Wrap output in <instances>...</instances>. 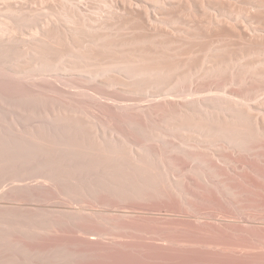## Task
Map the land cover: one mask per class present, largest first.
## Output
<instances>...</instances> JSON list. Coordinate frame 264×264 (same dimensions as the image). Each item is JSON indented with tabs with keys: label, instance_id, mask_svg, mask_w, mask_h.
<instances>
[{
	"label": "bare ground",
	"instance_id": "obj_1",
	"mask_svg": "<svg viewBox=\"0 0 264 264\" xmlns=\"http://www.w3.org/2000/svg\"><path fill=\"white\" fill-rule=\"evenodd\" d=\"M148 1L150 2V0H148ZM166 1H167L169 6L165 7V10H170L171 13L175 12L177 9H190L192 7H197L200 11V9L203 8L202 2L196 3V1H194V0H165V2ZM257 1L262 6L258 5V4L256 5V3H255V5L253 7V9H255V12L248 14V17H251V19H252V20L249 19V22L250 21L253 22L256 20L260 21V20L264 19V11L261 10L264 7V0H257ZM28 2H30V1H28ZM192 2H193V4H191ZM221 5H223V4L217 3V6H219V8L222 7ZM13 7L12 6H10V7L5 6L7 11H2V9L0 8L1 9L0 11L7 14L6 16L8 18L7 22L5 20V23H4L6 25H4V27L1 26V28H0V52L3 51L5 53V54L3 53L4 55L2 53L0 55H3V57L5 55H8V54L12 55V53H14L12 50L17 49V48H15V45H17V44H15L16 41L14 40V38L16 36L13 39H11V38L17 32H19L21 26L24 25L26 21H28L27 18L21 16L22 13L18 11L19 9L17 10V7H16V9H15V7L14 8ZM110 7H113V6L110 5ZM223 9H225V8H223ZM226 9H228V8H226ZM3 10H5V9H3ZM124 10H125V8H124ZM126 10L124 12L120 13L117 10H115V7H114V11L112 14L109 13L108 15L104 16L101 19L97 18L98 20H96L94 18V20H96V22H94V20L92 19L93 17L91 18L89 16L87 17V16L83 15L76 8L75 9L72 8L67 1H64L60 4L58 3L57 6L55 7V13H56L55 17L58 18V20L60 22H62V26H58V24L56 23L58 20H56V18H54L52 20L49 19V21L51 23H49V21H45L43 26L41 25L42 26L41 32H39V33L36 32V34L38 33L37 36H39L37 38L39 42L34 44L33 47H30L29 45H27L28 47H26V49L28 48L29 50H26L23 47L26 50L25 51L26 55L32 54L33 58L32 57L29 58L31 60L30 61L31 63L29 62V64H32V65L34 64V65L39 66L38 67L39 69L37 68L38 69L37 73L39 70L43 71L44 73L42 72L43 74H41V77L44 80L58 79V80L66 81V82H79V83L83 84L85 86V88L87 87L86 89L90 90L91 92H96L98 90H100V91L101 90H108L107 92L112 91L114 94L115 93H121V94H126V95L130 94L131 95V94H138L139 92H141L143 90L144 91L145 90H151L152 88H153L152 90H154V89H156V87L161 86L158 88H162L163 90L162 89H156L158 92L155 90L154 93L152 91L151 92L146 91V93H148V95L147 94L146 95L152 99H154L153 97H157L158 99H160V100L154 99L153 102L155 104L154 103L153 104L157 107L160 106V107L164 108V111L166 112V120H163V119L162 120L166 121L165 125H166L168 132H169V136L171 138L168 135L166 136L164 134L166 136L164 138V140H168V137L170 139H172L173 136L176 135L175 132H177V131L184 134L185 131L182 130L183 131L182 132L179 130H181L183 128L185 130V127H194V128H197V133L199 132L201 135H204L205 137L206 136L207 137L208 136L216 137L215 140L217 142H220V143H218L219 144L218 147L217 146L211 147V148L217 147V149L215 148L216 151L211 152V153L205 152V154H203V155H202V153L206 150H204L201 153L203 148H200L198 146H197V150H199V148L201 149V151H200L201 154H199V155L196 153H192L193 146L189 147V148H183L186 145V143L184 144V146H183V144H181V146H179V145L177 146V144L173 145L172 142L175 140L174 141V143H175L177 138L172 140V141L171 140L166 141V142L162 141L157 145L155 144V146H147L148 144L143 145V144H141L143 142L139 143L138 141H136L138 139L140 141V139H141L140 137L142 135L140 137L137 135V137H139V138L134 140L135 137H134V139H131L132 137H129L128 135H126V133L124 134L123 132H117L118 134H116V137H113V136H115V133L113 132L114 135L113 134L109 135V133H111L112 131L111 130L106 131L103 128L106 126L102 127L103 128L102 132H104V131L108 132L107 135L109 137L106 136V134H104V133L102 135L101 134L99 135V133H97L98 131L96 132L94 130L97 127V125H95V124L98 122H95L94 119L92 120L90 117V120H92V122L94 121V125H95V127H94V125L91 124L93 126V128H92V126H88L90 124L87 125L83 121L85 116H87V117L84 120L88 121V119H89L88 115H86V114L84 116H82V114L85 113L84 111L82 112V110H81L80 114L82 113L81 114L82 118H80L81 116H80V114L78 115L79 112L77 110L76 111L73 110L74 112H72L71 109H69L70 110L69 114H67V112L65 110L62 111L59 109L55 110L56 111L55 112L54 108L57 109L56 108L57 106L54 108H51V109H53L54 113H56V114H52L53 115L52 119L50 118L52 116L51 113H50V117H49V115L46 117L48 112H46V110L42 109L43 112H45L46 114L44 115L42 113L40 115V117L39 116L38 117L41 119V117L44 115L45 117L43 118V120H46V122L48 121V117H49V121L47 122V124L45 123V125H43L44 121L43 122L41 121L42 125L40 124L41 126H38L40 120L37 116H36L37 120H39L38 124H35L36 127L38 126L37 128L33 124V126L35 127L34 129H32L33 127H29L30 129L28 130V129H25V128H27V127H25V128H23V129H25L23 132L21 128H18V126H17L18 124L17 125H10L11 128L13 126H17L15 128H18V130L21 129V130H19V132H17L18 131L17 129H16L17 131L13 130L17 133V134H14L15 133L14 132L12 134L13 137L11 136V133L7 129V128H9V126L5 129H7V132L10 134H8L6 132V130H4L2 127H0V171L3 168H4L3 170H5V168H6L7 171H5V172L10 174L9 171L13 170L15 172V169L19 166H20V168L23 167L21 169H24V167H25V169L27 167H28V169H30L31 167H29V166H33V167H36V171L38 169V171L40 172L39 177H36V179L41 178V181H39V182L35 181L34 184L33 183H27L26 185H22V186L20 185L21 188H18V186H17V189L19 191L15 192V193L14 192L11 193L10 191L6 190V192L4 194L6 197V200L9 197L10 198H16L17 196L15 194H17V193H21V194L23 192H24L23 194H30L33 192L37 193L38 191H36V190L39 188L40 193L42 191L43 192H49L50 193L49 196L52 195L51 193H53V194L55 193L54 195L56 197H59V198L64 197V198L69 199V198L73 197V199L76 200L77 198L81 199V197H83V196L85 197V198L83 197L84 199H86V198L88 199L91 197V198L96 199V201H99L103 206L105 205V207H107L106 210H108V208L112 209L111 213L110 212L104 213L105 209L102 211L100 209L101 212H99L98 210L100 207L98 208V210L96 209L99 213L95 210H92L93 211L92 213H87V212L84 213L82 209L78 210V208H77V210H78L77 211L75 208L76 211H73L74 209L72 210L69 208L72 211H66V209H65V212H62V213L60 212L59 214L58 213L57 214H50L51 212L49 214H46L42 211H38L37 209H34V206H33V208H31L32 206H30V205H29L30 208H29V206L27 207L28 203L26 205L27 208L26 207L23 208L24 206H21L20 204H18V205H20V207H22V208H20L19 206L16 207L17 205L16 206L14 205V207H12L13 204L10 205L11 207L6 208V207H2L3 205L0 203L2 205L0 208V264H81L82 262L81 263L78 262L79 261L78 256L84 257V255L86 254L85 253L86 250L84 247H86L89 252H90V250H91V252L95 251L98 248H103V250H104V248L111 249L112 247H114L115 245H118L119 243L117 244V241L115 244H114V242H109L111 240L108 241L107 238H106V241H108V242H104L105 241L104 239L107 235H111V236L115 235L116 230L118 232H123V233H125L126 231L129 232V230L131 229L130 227H135V224L137 225L136 227L138 228L140 225L142 226V225H144L146 223H150V222H153V223L157 222V223H161L163 225V229H161V227H160V229L158 231L152 230V233H154V234H156V232H157V235L159 236V240L162 241V244L159 245V247L161 246L163 248H167V245H169V244L174 245V246L175 245L182 246L181 243H184V246L186 245L185 244L186 242H183L179 238L177 239V236L175 238H171L172 232H171V234L167 235L166 231L164 230L165 226H167L168 228H171V226H173L174 228L177 227V229H180V230H183L182 228H184L187 230L186 232H188L190 230L192 234L200 235V237L201 236L205 237L206 234L205 235H203V234L206 232H210L211 235L213 236V238H215L214 240L211 239L212 241H208V242H200V241L196 242L195 241V244H194V246H196L198 248H202V249L205 248L208 251H209V249L210 250L211 249L219 250L222 248H224V250H225V248L229 247V249H230V247H231L230 250L235 251V253H237V254H240V255L243 254L244 255L245 251H247V247H252L255 249L260 248L259 246H249V244L246 243V236L247 235H250V237L252 235L255 236V234H253V233H256L257 235L259 234V236L264 235V217H263L264 215L263 216L261 215V217L258 216L259 214H257V216L256 215L244 216L242 214H246V213H243V212L241 213V212H239V210L237 211L233 207L235 204L242 201V199H240V198H243V197H241V194H243V193H240L239 187H237L234 184V182H236V180H238V181L239 180H245L246 179V177L244 178L245 175L248 174V176H249V174H252V176H253V174H254L256 176V177L255 176L252 177V178L255 177L254 178V180H255L254 184L250 183L249 185H251V187L256 188L258 190H264V152H262V150H260V149H264V117H262L264 115L260 114L261 112L260 113L257 112V113H255L257 115H255L253 113L254 110L251 107V105L243 104L241 102V100H240V102H241L240 103L238 101V98L236 97V94H238L237 92H238L239 88L237 89V92H235L234 90H235V88H237L236 86H240L241 87L240 89H243L245 91L256 89L257 87H259V85L261 86V84H259V83H263L262 86H264V58L263 59L260 58V61L254 62V61H256V59H255L256 57H255L254 61L253 60L250 61L251 64H248V66L246 64L250 63V62H247L245 64L242 61L241 63L245 64L246 66L241 65V67H240L239 66V64H240L239 63L240 62L239 57L237 58L239 60H237V59L235 60V58L233 60V59H231V57L227 56L229 58V60L225 59L224 60L225 62L224 61H218V59L216 61L212 60L213 63L210 62L208 64L210 66H208L205 69L204 68L199 69L200 71H202V73L197 74L195 72L197 75L192 76L191 72L189 73V71H188V74H186V72H185L186 70L191 69L189 67H188V69H186V65H185L186 59L185 58L187 56L190 57L192 54H197V51H198V53L200 52L199 55L200 54L201 55L202 54L208 55L211 52L214 53V51H212V46H213L212 42L211 43L209 42L210 44H208V42H207L206 47L204 46L206 44H203L204 47L203 46L196 47L195 44H192V42H190L191 39L188 36H181L182 37L181 40L183 42H186L187 45H188V43H191L192 45L190 44L191 45V46L189 45L190 47L189 46L186 47L184 45V43L182 42L183 43L182 45H184L188 49H186L184 51L182 50L181 52L176 53V55H175L176 60H174L175 57H173L171 59L164 58L162 61V59H161L162 55H161V57L159 58L160 61L157 60L154 62V60H153V62H154L153 63L151 61L152 60L151 58H149L151 60L146 59V57L144 59V56H142L143 55L142 53H138L137 55L133 54L135 56L134 57L131 53L128 56L127 55L129 53L128 52L127 54L123 53L124 56H122L123 54L122 55L120 54V53H122V51L121 52L119 51V55H118L117 54L118 50L115 51L116 48L119 49L118 48L119 46L123 47L125 45H126L125 47L127 48V45L131 43V42L127 43L128 42L127 40H129V41H132V39L137 40V42L139 43L138 45L143 46V45H146L144 43H147V42L149 43L152 38L154 40V38H156V37L158 38L159 36L162 37L163 35H165V33L163 34L161 31L162 28H160V27H162V26H160V27L157 26V20H158V18H156L157 16L152 15L148 10L145 9L146 11L144 10V12H143L142 11L143 9H142L141 13L138 10L133 11L134 9H132V10L128 9L127 11ZM228 12H229V10H228ZM200 13H201V11H200ZM25 14H26V12H25ZM245 14H247V13H245ZM226 19L221 20V19H218L217 17H214V18L210 17L209 20L206 21L208 23L209 28H211L210 30L213 31L212 33H217V34H214L215 36H217V35L219 36L220 34H223L222 31H224L225 33L227 32L226 35L229 34L232 37L236 36L239 39L244 38L250 42L258 41L259 39L264 40V27L263 26H260V25L259 26H252L251 24L250 25L246 24L243 21L239 22V19H235V20H237L236 22H232V20H230V19L226 20ZM31 20H32V18H31ZM263 24H264V22H263ZM105 29H106V31L107 30L113 31L112 33L110 31L111 36H109L108 34H105V35H102L100 33L98 34V32L102 33V31ZM120 30L121 31L126 30L125 32H128V33H129V31H131L130 35L128 34L129 36L127 37V38L130 37V38L127 39L126 37H124V38H126V39H124L123 37H121L122 35L119 36V35H116V33H114V32H118ZM163 30H165L164 27H163ZM139 32L143 36L142 35H141V37L136 36V33L138 34ZM170 32L168 35H171ZM20 33H22V32H20ZM89 33H93V35H91ZM132 33H134L135 37H137V38H135V39L132 38L131 37V36H133ZM106 35H108V36H106ZM226 35H225V37H226ZM119 37L121 39L123 38V41H125V42H123ZM84 38L92 39L94 47H92L93 50L91 49L89 51H85V52H83V54H88V55L93 56V57L85 58V59H73L72 58L73 60L69 58L70 62H67L66 60H68V58L65 59V56L72 55L75 53V52H73L74 51L73 47L74 48L76 47V49H78V48L80 49L82 47L85 48L87 46L82 41ZM107 38H109V40ZM113 38H118V40H120L122 42L120 43L118 40H113ZM192 40H193V38H192ZM64 42H65V44H64ZM69 43H71L70 44L71 47L69 46L71 52H68V50H67V49H69L68 47H66V49H62V51L60 49H58V45L61 46V44H63L64 46H67V45H69ZM91 43L92 42H90V44ZM135 43L136 42H134V44ZM257 43H259V44H257ZM149 44H147V45H149ZM255 44L256 45H262L264 48V41L256 42V43L254 42L253 46ZM18 45H20V44H18ZM24 45H26V44H23V46ZM250 45L251 44H249V46ZM256 45H255V47H256ZM13 46H14V48H12ZM55 47H57V48H55ZM158 47L161 48V46H158ZM259 47H258L259 50L257 49L256 51L254 48H251V49H254V51L249 52L247 55H249L250 53L262 54V52L260 50L262 47H260V48ZM18 48H20V47H18ZM61 48H63V46H61ZM130 48L132 49L131 46H130ZM56 49H58V50L55 51ZM131 49H129V51H131ZM154 49H156V48H154ZM64 50H66V51H64ZM133 50H134V48H133ZM149 50H151V49H149ZM123 51H124V48H123ZM134 51L136 52L137 50H134ZM19 52H20V50H19ZM19 52H18V55H17V52L14 55L19 56V54L22 51L20 53ZM138 52H141V51H138ZM156 53H157V51H156ZM245 53H246V51H245ZM22 54H24V51L22 52ZM22 54H20V56ZM164 54H165V52H164ZM241 54H243V53H241ZM116 55H118V56L121 55V57L119 58ZM159 55H160V53H159ZM51 56L52 57L56 56V57L51 58ZM241 56H243V55H241ZM149 57H151V56H149ZM153 57H155V56H153ZM165 57H167V56H165ZM258 58H257V60H258ZM10 59L7 58L6 59L7 62H10V61L13 62V60H10ZM194 59L196 61L193 60V62L195 61V63H193V64L196 65L198 63L197 66L199 64L204 63V60L201 58H198V60L196 58H194ZM188 60H187V62H188ZM210 60H211V58H210ZM4 61L5 60H3L2 62H4ZM28 61H27V63H28ZM7 62H6V65L8 64ZM22 62H23V60H22ZM15 64L12 66L14 68V70L16 69ZM60 65H61V67H60ZM195 65H193V68ZM7 66H9V65H7ZM17 66L18 65L16 64V67ZM190 66H191V64H190ZM9 67L11 68V66H9ZM22 67L19 66V68H22ZM35 67L36 66H34L32 69L34 70ZM3 68H4V66H3ZM10 68L8 70H11ZM13 68H12V70H13ZM24 68H25V66L21 70H24ZM115 68H121L122 69L121 71L122 72L124 71L123 74L125 72H127L128 74L123 75L125 77H121L120 75L122 74V72L119 75H118V73H116L117 75H114L113 73L108 72L110 70H115ZM198 68H200V67H198ZM198 68H195V69H198ZM26 69H27V67H26ZM240 70L241 71L243 70V71L241 72ZM116 71H119V70L117 69ZM4 72H6V71H4ZM27 72H28V70H27ZM35 72H36V70H35ZM15 73H17V72H15ZM20 73H22V72H20ZM12 74H14V73H12ZM38 75H39V73H38ZM212 75L214 76V78L216 76V78H219L221 80L222 94H220V95L216 94L217 96H215V98H213V100L210 99L211 101H209V99H207V98L203 99L206 96H204V97L200 96V97H202V99L199 98L200 100H193L194 98H192V100H190L189 98L185 99L184 97H182L183 94L185 95V93H183L184 92L183 89L187 83L192 88V86H191L192 84H190V83H192V81H194L193 83H196L200 79H202L203 77L207 78L206 76H208L210 79ZM22 76L23 75H21L20 77H22ZM43 79H42V81H43ZM219 79L217 80L218 83H219ZM34 80L36 81V79H34ZM188 81H190V82H188ZM205 81H207V79ZM217 81H214L213 84L216 83ZM10 82H12V81L10 80ZM202 82H203V80H202ZM5 83L1 84V85H5ZM200 83L201 82L199 81V84ZM7 84H9V82ZM66 84H68V83H66ZM188 84H187V86H188ZM14 85H15V83H14ZM17 85L21 86V91H23L22 88L23 89H24V87H25V89L27 88V86L25 84L18 83ZM23 85H24V87H23ZM10 86H12V85H10ZM52 86H53V84H52ZM193 86H195V85L193 84ZM196 86H198V85H196ZM201 86H203V85H201ZM211 86L212 85H210V87ZM214 86L217 87L218 85L217 86L213 85V87ZM218 87L220 88V86H218ZM10 88L12 89V87H10ZM31 88H33V87H31ZM186 88H185V90H186ZM202 88L205 90L204 87H202ZM207 89L208 88H206V90ZM211 89L214 90L215 88H211ZM159 90H161V91L159 92ZM192 90H194V89H192ZM215 90H218V89L216 88ZM256 90H258V89H256ZM21 91H20V93H21ZM189 91L191 93L190 89H189ZM155 92H156V94H155ZM253 92H254V90H253ZM258 92H259V90H258ZM188 93L186 92L187 95H188ZM217 93H219V92H217ZM25 94H26V97L24 96V94L22 96V98L24 97L23 100L25 102H27L24 104V106H23V104L21 105L20 104L21 101L18 100V101H20L19 102L20 106H23L24 109H26L25 107H27L25 105H30V104L34 105V104H37L40 102V101L38 102L37 99L36 100L34 99V98H37V96L33 97V96L29 95L30 92H29V94L28 93H25ZM99 94H101V93H99ZM41 95H42V93H41ZM143 95H145V94H143ZM146 95H145V97H146ZM253 95L255 96L256 94H253ZM16 96H19V95L16 94ZM20 96H21V94H20ZM212 96H214V95H212ZM247 96H246V98L249 97V96L248 97ZM0 97H1V99L6 98V96L3 94L0 95ZM41 97H43V96H40V98ZM7 98H9V97H7ZM46 98H48V97H46ZM46 98H45V100H46ZM208 98H210V96ZM262 98L264 99V97H262ZM11 99L12 98L10 97V101H11ZM14 99L12 100V102H14ZM252 99L253 98H251V101H252ZM256 99H257V97H256ZM4 100H3V102H2V100H0L1 104L4 103ZM45 100H43L42 102H44ZM7 101H9V100H7ZM24 101H22V102H24ZM49 101H50V98H49ZM262 101L264 103V100H262ZM262 101H259V102H262ZM253 102L255 103V101H253ZM8 103H10V102H8ZM8 103H6V104L8 105ZM11 103H10V105H12ZM44 103L41 104V105H43V107L45 106ZM46 103H48V101ZM49 103H48V106H49ZM61 103H63V101ZM254 103H252V106ZM14 104H16V103H14ZM257 104H260V103H257ZM3 105L4 104H2V106ZM55 105H58V104H55ZM37 106L40 107V105H38V104L35 105V107H37ZM257 106H261V105H257ZM32 107H34V106H32ZM45 107H47V106H45ZM50 107H52L51 104H50ZM103 107H106V106H103ZM152 107H154V106H152ZM157 107H156V109H157ZM261 107H263V106H261ZM14 108H16V107H14ZM17 108L20 109L22 107L19 108L18 104H17ZM29 108H31V106ZM62 108L66 109V107H62ZM62 108H60V109H62ZM106 108H109V107L107 106ZM109 109H107L106 111L103 110L105 112V115H106V113H108L107 111ZM150 109H152V108H150ZM20 110L22 111L23 109H20ZM158 110H159V108H158ZM263 110H264V107H263ZM29 111L31 112V109ZM29 111H27V112L29 113ZM35 111L37 112V110H35ZM53 111H52V113H53ZM146 111H147V109H146ZM76 112H77V114H76ZM99 112H102V110L101 111L99 110ZM156 112H158V111H156ZM24 113H26V112H24ZM38 113L40 114V112H37L36 115ZM110 113H111V110H110ZM114 113H116V112H114ZM142 113H140V114H142ZM20 114H22V113H20ZM31 114L33 115V112H31ZM162 114H164V113L162 112ZM26 115H28V114L27 113L24 114V116H26ZM34 115H33V117H34ZM1 116H0V118H1ZM28 116L26 118H28ZM108 116H110V115H108ZM129 116H131V114H129ZM150 116L152 117V115H149V117ZM11 117H9V119ZM33 117L30 116L28 119H30V118L33 119ZM131 117H134V116H131ZM14 118H16V117H14ZM14 118L10 119V120H14ZM26 118H24V119H26ZM124 118H125V115H124ZM127 118H126V120H127ZM5 119L2 118L1 120L3 121ZM28 119H26V121H28ZM32 119L30 120V122L34 121ZM142 119L147 120L146 118H142ZM17 120L19 121L20 119L18 118ZM17 120H16V122H18ZM90 120H89V122L91 123ZM114 120H116V119H114ZM138 120H139V118H138ZM151 120H154V119H151ZM5 121H4L5 122L4 124L5 125L8 124L7 123L8 121L7 120H5ZM26 121H24V122L27 123ZM13 122L15 124V121H12V124H13ZM21 122H20V124H22ZM130 122H131V120H130ZM130 122L129 123L127 122V125L130 124ZM104 123H105V121H104ZM135 123H136V121H135ZM135 123H133V124H135ZM144 123H146V121ZM1 124L3 125V123H0V125ZM133 124L131 123V125H133ZM143 125H145V124H143ZM22 126H23V124H22ZM99 126H101V124ZM133 126L137 127V125H133ZM136 127H134V128H136ZM140 127L141 128H139V129H141V130L143 129L142 131H144L145 127H142V125ZM15 128H12V129H15ZM98 128H100V127H98ZM146 128H147V132H148L150 129H148L147 126H146ZM106 129H108V128H106ZM109 129H112V127L109 126ZM132 129H133V127H132ZM137 129H134V130L137 131ZM156 129H158V128H156ZM153 130H155V129H153ZM153 130H151V131H153ZM93 131L95 133H93ZM142 131H141V134H143V138H144L145 134H146V136L148 134H151L150 131L148 134L144 133V132H146V130L143 133H142ZM100 132H101V129H100ZM133 132H135V131H133ZM157 132L159 133L160 131H157ZM129 133L131 134V132H129ZM187 133H189V132H187ZM187 133H186V136L188 135ZM5 134L10 135L11 137H5L6 136ZM138 134H140V133H138ZM153 134H154V132L152 133V135ZM160 134H162V133L160 132ZM183 134H181V135H183ZM192 134L196 136V134H194L193 131L191 132V134L189 133V136ZM200 134H199V136H200ZM152 135H150V137ZM162 135H160V136H162ZM155 136H157V135L154 134V136L151 138H153V140H154L156 138ZM163 137H159V135L157 136V138H159V139L162 138V140H163ZM205 137H203V138L206 140L207 137L206 138ZM213 137H212V139H213ZM143 138H142V141H143ZM195 138L192 137L193 140ZM200 138L202 139V137H200ZM200 138H198V140ZM148 139H150V138L148 137ZM159 139L157 141H159ZM188 139H189V137H188ZM182 140L185 141L184 139H182ZM207 140H206V142H207ZM144 141H145V139H144ZM147 141H149V140H147ZM209 141H210V143L212 142V140L210 139L207 142L208 144H209ZM202 142H204L203 139H202ZM178 143H181V142H178ZM213 143H214V141H213ZM216 145H217V143H216ZM225 145H227V147ZM185 147H188V146H185ZM209 147H210V145H209ZM261 147H263V148H261ZM207 148H204V149H207ZM230 148H233L234 150L231 151ZM186 149L187 150L191 149L192 154L188 153L186 151ZM194 149H195V151H197L196 148H194ZM228 149H230L229 152L231 151V153L228 152L229 155L224 154L225 152H223V150L228 151ZM207 151H210V150L207 149ZM189 152H190V150H189ZM185 164H187V165H185ZM183 168H186V170L184 169L185 172L182 171ZM21 169H16V171L21 170ZM25 169H24V172H25ZM32 169H30L28 172L30 173L32 171ZM34 170H35V168H34ZM5 172H3V173H5ZM22 172L23 171H20V175ZM35 172L33 171L30 174H34ZM7 173H6V175H7ZM17 173H19V172L17 171L16 174ZM29 173L27 174V170H26L25 174L24 173L23 174L25 176H27V175H30ZM36 174H38V173L36 172ZM12 175L10 174V176H12ZM4 176L5 175H3L2 177H4ZM191 176H194V178H192ZM12 177H10V178H12ZM30 177H32V176L30 175ZM34 177H35V175H34ZM4 178H6V177H4ZM4 178H1V179L4 180ZM19 178H21V177L18 176V179ZM25 178L26 177H24V179H23L24 181L26 180ZM28 178H27V180H28ZM6 179L9 180L8 177ZM14 179H15V176H14ZM21 180L22 179H20V181ZM12 181H13V179H12ZM246 183H248V182H246ZM35 185H37V186H35ZM191 185L194 186V189L200 190L199 191V192H201V195L199 194L200 199L205 197L206 202H209V203L211 202L215 205L214 215L216 216L217 219L216 220L214 219L216 222H214L212 224L210 222L211 225L210 224L208 225L207 223L206 224H203V223L202 224H196V223H193V221L191 222L190 220H187L188 219L187 217H184V219H183L184 214H186L187 216L188 215H194V216L198 215L199 208L197 206V203H195V201L193 202V200L196 199V196L191 192L192 191L190 188ZM2 186H3V184H2ZM6 186L7 185H5V187ZM242 186H243V184H242ZM0 187H1V185H0ZM35 187H38V188L36 190H34ZM9 189H11V191H12L11 187ZM252 190L254 191V189H252ZM4 191H5V189H4ZM1 192H3V191L1 190L0 193ZM43 192L41 193V196H42ZM242 192H243V190H242ZM37 194L39 195V193H37ZM37 194H35L36 195L35 197H39V196H37ZM0 195H2V194H0ZM17 195H19V194H17ZM31 195L32 194H30V196L29 195L28 196L32 197ZM255 195H256V192H255ZM258 195L259 194H257V196ZM23 196L26 197L25 195H23ZM45 196H46V194H45ZM45 196H43V197H45ZM49 196H47V197H49ZM257 196L255 197V199L257 198ZM21 197L22 196H20V198ZM24 197L22 198V200L25 199ZM29 197H27V199ZM56 197H55V199L58 201V198H56ZM260 197H259V199H260ZM20 198H19V200H21ZM32 199H33V197H32ZM43 199H46V197ZM43 199L39 200V198L38 199L35 198L36 201L29 200L28 202H30V201L37 202V200H39L42 203V201L43 202L45 201ZM61 199L63 200V198H61ZM81 200H83V199H81ZM47 201L49 203V200H47ZM47 201H45V202H47ZM57 201H54V202H57ZM4 202H6V201H4ZM21 202L23 203V201H21ZM60 202H61V200H60ZM83 202H85V201H83ZM90 202L92 203L91 200L88 203H90ZM64 203H66V202H64ZM76 203H78V201ZM80 203H82V202H80ZM254 203L256 204V201H254ZM32 204H34V203H32ZM35 204L37 205V203H35ZM51 204H52V202H51ZM66 204L68 205L69 203L67 202ZM48 205L49 204H47L46 206L48 207ZM95 205H93V206H95ZM46 206H45V208H46ZM79 206H81V204ZM96 206H98V204ZM250 206L252 207V205H250ZM85 207L87 208V206H85ZM255 207H256V205L253 208L255 209ZM50 208L51 207L48 208L49 211H51ZM63 208L64 207H62V209ZM91 208H92V206H91ZM56 209H57V207H56ZM237 209H238V206H237ZM57 211H58V209H57ZM241 211H243V210H241ZM45 212H46V210H45ZM54 213H55V211H54ZM258 213H260V212H258ZM242 216H244V217H242ZM46 217L48 220H44V218H46ZM211 217H213V216H211ZM247 217L250 218L251 221H249L248 219H246V220L241 219V218H247ZM195 218L192 217V219H195ZM207 218H208V216H207ZM205 219L206 218H204V220ZM199 220H200L199 222H201L202 219H199ZM214 220H212V222ZM210 221H211V219H210ZM120 222L123 223L124 226L121 225ZM208 223H209V221H208ZM154 224H156V223H154ZM153 225H151V226L153 227ZM144 226H146V225H144ZM155 227L156 226H154V228ZM207 227H209V228H207ZM137 228H135V230H139ZM206 228L208 230H206ZM156 229H157V227H156ZM120 230H122V231H120ZM123 230H125V231H123ZM143 230L146 233L145 227ZM166 230H167V228H166ZM136 232H138V231H136ZM149 232H148V234H149ZM188 233H190V232H188ZM232 233L235 235H232ZM79 234L81 236L87 235L90 237H94L98 241L94 242L93 241L94 239L91 240V238H89L90 239L89 240L86 238H82ZM182 234H184V233L182 232ZM184 235H186V233ZM187 235H189V234H187ZM169 236H171V237H169ZM212 236H210L209 238H211ZM45 237H48L50 239L52 238V241H49L50 239L46 240ZM114 237H116V236H114ZM206 237H208V236H206ZM227 237H233L234 238L233 240L236 239V241L233 242L230 240L229 241L222 240L223 238H227ZM256 237L257 236H255V238ZM118 238H120V237H117L116 239H118ZM129 238L131 239V237H129ZM255 238L253 240H255ZM261 238H262V236H261ZM181 239H182V236H181ZM251 239L249 238V240H251ZM39 240L42 241L41 242L42 244H40V245L38 242ZM185 240L186 239H184V241ZM189 240L190 239H187L186 241L189 242ZM257 241L254 242V245H256V243L260 242V240H259V242H257ZM106 243H108V245H106ZM129 243L131 244V242L128 239V243L124 242V244H121L123 246V247L121 246V249L125 248V247L126 248L132 247V244L129 247V245H130ZM142 243H143V241H142ZM150 244H152V243H150ZM81 246L83 247L82 249L85 250L84 251L85 254H83V256L78 255V252H77V249L79 247L81 249ZM187 247L184 249H187ZM114 248H112V249H114ZM180 248L182 250V247H180ZM50 249H52L54 251L56 250V252L55 253H53V252L51 253L50 251L48 252L47 250H50ZM130 249H132V248H130ZM261 249L262 248H260V250ZM133 250H134V248H133ZM170 250H171V248H170ZM199 250L201 252V249H199ZM199 250H198V253H199ZM112 251H115V250H112ZM162 251H165V249ZM117 252L119 253V251H117ZM173 252H175V251H173ZM183 252L184 251H182V253ZM99 253H101V252H99ZM178 253H181V252H178ZM186 253H187V251H186ZM206 253H207V251H206ZM209 253H211V252H209ZM94 254H96V252H94ZM102 254H103V252H102ZM120 254H122V253L120 252ZM158 254H160V253H158ZM162 254H164V252ZM228 254H230V253H227V255ZM251 254H252V251H251ZM256 254H259V253L257 252ZM123 255H125V254L123 253ZM167 255H168V253H167ZM215 255H216V253H215ZM99 256H100V254H99ZM126 256H127V254H126ZM128 256H129V254H128ZM128 256L126 259H128ZM158 257H159V255H158ZM240 257H237V258L240 259ZM109 258L110 257H108V260H111ZM120 258H122V257H120ZM160 258H161V256H160ZM203 258H205V256H203ZM217 258H219V256ZM237 258H235V259H237ZM96 259L97 258L95 257L94 261H96ZM117 259H118V257H117ZM141 259H142V257H141ZM162 259H163V257H162ZM235 259H233V260H235ZM245 259H243V260H245ZM251 259H253V258H251ZM184 260H186V259H184ZM98 261H101V260H98ZM137 261H138V259H137ZM153 261H154V258H153ZM160 261H161V259H160ZM215 261H217V260H215ZM257 261H259V259ZM86 262H87V260H86ZM103 262H104V260H103ZM126 262H127V260H126ZM163 262H165V261H163ZM181 262H183V261H181ZM247 262H248V260H247ZM83 263H85V262L83 261ZM92 263H94V262L92 261ZM234 263H235V261H234ZM116 264H118V263H116Z\"/></svg>",
	"mask_w": 264,
	"mask_h": 264
},
{
	"label": "rangeland",
	"instance_id": "obj_2",
	"mask_svg": "<svg viewBox=\"0 0 264 264\" xmlns=\"http://www.w3.org/2000/svg\"><path fill=\"white\" fill-rule=\"evenodd\" d=\"M28 1H30V2H28ZM0 0V8L2 9V11H7L6 10V8H5V6H8V7H10V6H14L15 7V9H16V7H17V10L19 11V12H21L22 14H21V16L22 17H25V18H27L28 19V21H26L25 22V24L24 25H22L21 26V28H20V31L19 32H15L14 34V36H12V38L11 39H13L15 36V38H14V40L16 41L15 42V44H20V45H15V48H17V49H15V50H12L14 53H12V55H10V54H8V55H5L4 57H3V55L5 54L3 51L2 52H0V54L2 53H4L3 55H0V95H5L6 96V98H4V99H1V97H0V100H2V102H3V100H4V103H2V104H4L3 106H2V104H1V101H0V116H1V118H0V123H3V125L1 124L0 125V127H2L4 130H6V132H7V129H8V131L11 133V136H12V134L15 132V131H13V130H18V128H21L22 129V131L24 132V130L25 129H30L29 127H33L32 129H34L35 127H36V125L35 124H38V122H39V120H40V122H39V125L38 126H41L42 125V123H41V121L44 123L43 125H45V123L47 124V122L49 121V117H50V113H51V115L52 114H56V113H54V111L55 110H62V111H66L67 112V114H69V112H70V110L69 109H71V111L72 112H74V111H78L79 113H78V115L80 114V112H81V110H82V112L84 111L85 113H81L82 114V116H84L85 114L86 115H88V117H89V119H88V121H86V120H84V119H86V117L87 116H85V118L83 119V121L85 122V124H90V125H88V126H92V125H94V121L95 122H98V123H96L95 125H97V129L95 128L94 130L97 132V133H99V135L101 134H106V136H108L107 134H108V132H106L107 130H111L112 132L111 133H109V135H111V134H113V132L115 133V136H113V137H116V134H118L117 132H123L124 134L126 133V135H128L129 137H132L131 139H134V137H135V139L134 140H136L137 138H139L141 135V139H140V141H139V139L138 140H136V141H138L139 143H141V142H143V143H141V144H143V145H147V146H155V144L157 145V144H159L160 142H162V141H164V142H166V141H172V140H174V139H176V142L174 143V141L172 142V144L173 145H176L177 144V146L179 145V146H181V144H183V146H184V144L186 143V145L185 146H188V147H183V148H189V147H192L193 146V151H192V153H196V154H201L204 150H206V151H204L203 153H202V155L203 154H205V152H214V151H216V149H217V147H218V143H220V142H217L215 139H216V137H213V136H206L207 137V139L208 140H212V142L210 143V141H209V144L207 143L208 142V140H207V142H206V140L203 138V137H205L204 135H201L199 132L197 133V128H194V127H185V130H184V128L183 129H181V130H179V131H187V132H189L190 134H191V132L193 131L194 132V134H196V136L198 137V138H200V137H202V139H203V141L204 142H202V139L200 138L199 140H198V138L195 136V135H190L189 136V133H187L188 135L186 136V133L184 132V134L183 133H181V132H175L176 133V135L178 136H173V138L172 139H170L171 137L169 136V132H168V130H167V128H166V121H163V120H166V112L164 111V108H162V107H160V106H155L154 104V99L155 100H160V99H158L157 97H153L154 99H152V98H150V97H148L147 95H148V93H146V91H148V92H153L154 93V91L156 90V89H162V88H158V87H161V86H158V87H156V89H154V90H143V91H141V92H139L138 94H121V93H113L112 91L109 93V92H107L108 90H98V91H96V92H91L90 90H88V89H86L85 88V86L83 85V84H81V83H79V82H66V81H62V80H58V79H51V80H44L42 77H41V74H43L44 72L43 71H38V73H39V75H38V73H37V70L39 69L38 67L39 66H37V65H32V64H29V62L31 61L29 58H31L32 57V54L30 55V54H28V55H26L25 54V51L26 50H29L28 48L26 49V47H28L27 45H29L30 47H33V45L34 44H36L37 42H39L38 41V37L39 36H37L38 35V33L39 32H41V27L43 26V24L45 23V21H49V19H54V18H56L55 16V7L57 6V4L59 3H62V2H64V1H67L68 3H69V5L72 7V8H76L77 10H79L83 15H85V16H89V17H93L92 19L94 20V18L96 19V20H98V19H101V18H103L104 16H106V15H108L109 13L110 14H112L113 13V11H114V7H115V10H117L118 12H124L126 9L128 10H132V9H134L133 11H135V10H138L140 13H141V10L144 12V10L146 9V10H148L152 15H155V16H157L156 18H158V20H157V26H162V27H160V28H162V33L164 34L165 33V35H163L162 37L161 36H159L158 38L156 37V38H154V40H153V38L150 40V44L147 42V43H144V44H146V45H143V46H141V45H138L139 43L137 42V40H133L132 39V41H129V40H127L128 42L127 43H130V44H128L127 45V48L125 47V46H123V47H118L119 49H117L116 48V50L115 51H117L118 50V55H119V51L121 52L122 51V53H120L121 55L124 53V54H127L128 52V56H129V54L131 53L132 55L133 54H138V53H142L143 55L142 56H144V59H145V57H146V59H149V58H151V59H149V60H151L152 62H153V60H154V62L155 61H157V60H159V58L161 57V55H162V57H161V59H162V61H163V59L164 58H168V59H171V58H173V57H175V55H176V53H179V52H181L182 50L184 51V50H186V49H188V48H186L187 46H189L191 43H188V45H187V43L186 42H183L181 39H182V37L181 36H188L190 39H191V41L190 42H192V44H195L196 45V47H198V46H203V44H206V45H204L205 47L207 46V42H208V44H210L211 42H212V44H213V46H212V51H214V53L213 52H211L210 54H208V55H204V54H200L199 55V53H198V51H197V54H192L190 57H186L185 59H186V69H188V67L189 68H191V69H188V70H186L185 72H186V74H188V71H189V73L191 72V75L192 76H195V75H197V74H199V73H202V71H200L199 69H205V68H207L208 66H210V65H208L210 62L211 63H213L212 62V60H217L218 59V61H224L225 59L226 60H229V58L228 57H231V59H233L234 60V58H235V60L239 57V59H240V64H239V66L241 67V65H244V66H248V64H251V62L250 61H254V58L256 59V61H254V62H257V61H260V58H264V48H263V46L262 45H256V47L258 46H260V47H262L260 50H261V52H262V54H253V53H250L249 55H247L249 52H251V51H254V49H255V51L258 49V47L256 48L255 47V45L253 46V43L255 42H261V41H264V40H261V39H259L258 41H253V42H250V41H248L247 39H244V38H237L236 36H234V37H232L231 35H226V33L224 32V31H222L223 32V34H220L219 36L217 35V36H215L214 34H217V33H212L213 31L212 30H210L211 28H209V26H208V23L206 22V21H208L209 20V18L210 17H212V18H214V17H217L218 19H221V20H224V19H226V20H228V19H230V20H232V22H236L237 20H235V19H239V22L240 21H243L244 23H246V24H251L252 26H263L264 27V24H263V22H264V19L263 20H260V21H250L249 22V19L250 20H252L251 19V17H248V14H251L252 12H255V9H253V7H254V5H255V3H256V5L258 4V5H261L260 3H258V1L257 0H194V1H196V3H200V2H202V5H203V8L202 9H200V11H201V13H200V11H199V9L197 8V7H192V8H190V9H177L175 12H170V10H165V7H168L169 5H168V3H167V1L165 2V0H150V2L148 1V0ZM44 1V2H43ZM147 1V2H146ZM207 3H206V2ZM167 3V4H166ZM217 3H222L223 5H221L222 7H220L219 8V6H217ZM191 4H193V2L191 3ZM225 4V5H224ZM110 5L111 6H113V7H110ZM229 7H228V6ZM233 5V6H232ZM262 6V5H261ZM13 7V8H14ZM110 7V8H109ZM164 9H163V8ZM124 8H125V10H124ZM145 8V9H144ZM223 8H225V9H223ZM226 8H228V9H226ZM0 9V10H1ZM3 9H5V10H3ZM24 10V11H23ZM124 10V11H123ZM126 10V11H127ZM145 10V11H146ZM228 10H229V12H228ZM261 10H263L264 11V7L261 9ZM2 11H0V28H1V26L2 27H4V25H6V24H4L5 23V20H6V22H7V14H5L4 12H2ZM233 11V12H232ZM25 12H26V14H25ZM137 12V11H136ZM236 12V13H235ZM4 13V14H3ZM28 13V14H27ZM245 13H247V14H245ZM237 14V15H236ZM102 15V16H101ZM233 15V16H232ZM32 16V17H31ZM200 17V18H199ZM31 18H32V20H31ZM98 18V19H97ZM167 18V19H166ZM56 20H58V18H56ZM96 20H94V22H96ZM202 20V21H201ZM248 23H247V22ZM3 24H2V23ZM56 22V21H55ZM93 22V21H92ZM49 23H51L50 21H49ZM57 24H58V26H62V22H60L59 20L56 22ZM205 23V24H204ZM60 24V25H59ZM42 25V26H41ZM163 27H164V29L165 30H163ZM174 27V28H173ZM192 28V29H191ZM23 29V30H22ZM110 30V29H109ZM111 31V33L113 32L112 30H110ZM110 31H106V29L105 30H103L102 31V33L101 32H98V34L100 33V34H102V35H105V34H108L109 36H111V33H110ZM121 31V30H120ZM120 31H118V32H114V33H116V35H119V36H121V37H128L129 35H130V33H131V31H129V33L128 32H125L124 30H122L121 32ZM128 31V30H127ZM165 31V32H164ZM171 31V32H170ZM187 31V32H186ZM20 32H22V33H20ZM36 32H38L37 34H36ZM108 32V33H107ZM169 32H170V34L171 35H168L169 34ZM119 33V34H118ZM140 33V32H139ZM138 33V34H139ZM89 34H91V35H93V33H89ZM129 34V35H128ZM137 33H136V36H138V37H141V33L138 35ZM174 34V35H173ZM213 34V35H212ZM18 35V36H17ZM108 35H106V36H108ZM132 35L134 36H131L132 38H137V37H135V34L134 33H132ZM167 35V36H166ZM191 35V36H190ZM222 35V36H221ZM225 35H226V37H225ZM143 36V35H142ZM211 36V37H210ZM228 36V37H227ZM19 37V38H18ZM32 37V38H31ZM204 37V38H203ZM120 38V37H119ZM123 38L121 39L122 41H123ZM126 38H124V39H126ZM130 38V37H129ZM129 38H127V39H129ZM192 38H193V40H192ZM19 39V40H18ZM32 39V40H31ZM86 39V40H85ZM108 40H109V38H107ZM22 40V41H21ZM113 40H118V38H113ZM131 40V39H130ZM159 40V41H158ZM180 40V41H179ZM203 40V41H202ZM20 41V42H19ZM83 43L84 44H86L87 46L85 47V48H78V49H76V47L74 48L73 47V49H74V51L73 52H75L74 54H72V55H67V56H65V59H67L68 58V60H66L67 62H70V59H85V58H91V57H93V56H90V55H88V54H83V52H85V51H89V50H93V48L92 47H94V44H93V40L92 39H87V38H84L83 40ZM120 43L122 42V41H120V40H118ZM169 41V42H168ZM175 41V42H174ZM196 43H195V42ZM90 42H92L91 44H90ZM116 42V41H115ZM123 42H125V41H123ZM134 42H136L135 44H134ZM184 43V45L186 46H184V45H182L183 43ZM210 42V43H209ZM88 43V44H87ZM153 43V44H152ZM160 43V44H159ZM23 44H26V45H24L23 46ZM64 44H65V42H64ZM67 44V43H66ZM70 44L71 43H69V45H67V46H64L63 44H61V46H63V48H61V46H59L58 45V49H60L61 51H62V49H66V47H68L69 48V46H70ZM147 44H149V45H147ZM155 44V45H154ZM163 44V45H162ZM173 44V45H172ZM191 44V45H192ZM249 44H251L250 46H249ZM257 44H259V43H257ZM134 45V46H133ZM179 45V46H178ZM190 45V46H191ZM130 46L132 47V49L130 48ZM137 46V47H136ZM158 46H161V48L160 47H158ZM184 46V47H183ZM189 46V47H190ZM203 46V47H204ZM18 47H20V48H18ZM26 49H24V48ZM65 47V48H64ZM71 47V46H70ZM143 49H142V48ZM147 49H146V48ZM150 47V48H149ZM179 47V48H178ZM259 47V48H260ZM12 48H14V46L12 47ZM23 48V49H22ZM55 48H57V47H55ZM123 48H124V51H123ZM133 48H134V50H137L136 52L133 50ZM153 48V49H152ZM154 48H156V49H154ZM202 48V47H201ZM251 48H254V49H251ZM58 49H56L55 51H57ZM122 49V50H121ZM129 49H131V51H129ZM140 49V50H139ZM149 49H151V50H149ZM19 50H20V52L22 51H24V54H22V52L20 53L19 52ZM59 50V51H60ZM68 50V52H71L70 51V48L69 49H67ZM173 50V51H172ZM259 50V49H258ZM263 50V51H262ZM11 51V52H12ZM17 52V55H18V52L20 53V54H22L21 56H20V54H19V56H15L14 54ZM64 51H66V50H64ZM114 51V52H115ZM127 51V52H126ZM133 51V52H132ZM138 51H141V52H138ZM147 51V52H146ZM155 51V52H154ZM156 51H157V53H156ZM245 51H246V53H245ZM10 52V53H11ZM152 52V53H151ZM163 52V53H162ZM164 52H165V54H164ZM240 52V53H239ZM260 52V53H261ZM159 53H160V55H159ZM170 53V54H169ZM173 55H172V54ZM236 53V54H235ZM241 53H243V54H241ZM124 54L122 55V56H124ZM240 54V55H239ZM252 54V55H251ZM74 55V56H73ZM118 55H116V56H118ZM121 55L120 56H118L119 58L121 57ZM126 55V56H127ZM212 55V56H211ZM241 55H243V56H241ZM134 56V55H133ZM149 56H151V57H149ZM153 56H155V57H153ZM165 56H167V57H165ZM193 56V57H192ZM228 56V57H227ZM2 57V58H1ZM20 57V58H19ZM41 57V56H40ZM56 57V56H55ZM55 57H52L51 56V58H55ZM135 57V56H134ZM170 57V58H169ZM259 57V58H258ZM5 58V59H4ZM10 59V60H13V62L12 61H10V62H7V60L6 59ZM16 58V59H15ZM27 58V59H26ZM33 58V57H32ZM70 58V59H69ZM156 58V59H155ZM191 58V59H190ZM194 58H196L197 60H198V58H201V59H203L204 60V63L203 64H199L198 66H197V64L195 65V64H193V63H195V59ZM210 58H211V60H210ZM216 58V59H215ZM257 58H258V60H257ZM72 59V60H73ZM184 59V60H185ZM189 59V60H188ZM239 59H237V60H239ZM242 59V60H241ZM261 59V60H262ZM3 60H5L8 64L7 65H9V66H11V68L9 67V66H7L6 65V62L4 61V62H2ZM22 60H23V62H22ZM29 60V61H28ZM71 60V61H72ZM148 60V61H149ZM174 60H176V57H175V59ZM187 60H188V62H187ZM193 60H195L194 62H193ZM210 60V61H209ZM248 60V61H247ZM27 61H28V63H27ZM76 61V60H75ZM160 61V60H159ZM243 61V63H247V62H250V63H247L246 65L245 64H242L241 62ZM245 61V62H244ZM153 62V63H154ZM225 62V61H224ZM4 63V64H3ZM18 65L17 67H16V64ZM31 63V62H30ZM11 64V65H10ZM15 64V70H14V68L12 67L13 65ZM29 64V65H28ZM190 64H191V66H190ZM206 64V65H205ZM253 64V63H252ZM32 65V66H31ZM193 65H195L194 66V68H193ZM212 65V64H211ZM3 66H4V68H3ZM19 66L20 67H24L25 66V68H24V70H21V69H23V67L22 68H19ZM30 68H29V67ZM34 66H36L35 67V69L33 70L32 68L34 67ZM250 66V65H249ZM12 70V68H13V70L11 71V70H8L9 68ZM26 67H27V69H26ZM60 67H61V65H60ZM198 67H200V68H198ZM243 67V66H242ZM6 68V69H5ZM38 68V69H37ZM193 68V69H192ZM195 68H198V69H195ZM26 69V70H25ZM112 69V68H111ZM114 69V68H113ZM119 70V71H116V70ZM19 72H18V71ZM27 70H28V72H27ZM35 70H36V72H35ZM122 69L121 68H115V70H110V71H108L109 73L111 72V73H113L114 75H117L116 73H118V75L122 72L121 71ZM196 70V71H195ZM198 70V71H197ZM4 71H6V72H4ZM24 71V72H23ZM113 71V72H112ZM200 71V72H199ZM241 71V70H240ZM243 71V70H242ZM241 71V72H242ZM11 74H10V73ZM15 72H17V73H15ZM20 72H22V73H20ZM43 72V73H42ZM124 72V71H123ZM123 72H122V74L120 75L121 77H125V76H123V75H126V74H128L127 72H125L124 74H123ZM197 74H196V73ZM204 72V71H203ZM12 73H14V74H12ZM26 73V74H25ZM28 73V74H27ZM31 73V74H30ZM194 75H193V74ZM18 76H17V75ZM23 75L22 77H20L21 75ZM25 74V75H24ZM11 75V76H10ZM16 75V76H15ZM27 75V76H26ZM35 75V76H34ZM16 78H15V77ZM205 76V75H204ZM6 77V78H5ZM28 79H27V78ZM30 77V78H29ZM39 77V78H38ZM207 78H205V77H203L202 79H200L199 81L201 82L200 84H199V81L198 82H196V83H193L194 81H192V83H190V84H192L191 86H192V88L190 87V85L188 84V86L190 87H188L187 86V84L185 85V87H184V89H183V93H185V95L183 94V96L182 97H184L185 99H190V100H192V98H194L193 100H200L199 98H201L202 99V97H200V96H206V97H204L203 99H205V98H207V99H209V101H211L210 99H212L213 100V98H215V96H217L216 94H218V95H220V94H222V83H221V80L219 79V78H216V76H215V78H214V76L212 75L211 76V78L209 79V77L208 76H206ZM25 78V79H24ZM22 79V80H21ZM34 79H36V81L34 80ZM42 79H43V81H42ZM207 79V81H205ZM209 79V80H208ZM219 79V83H218V80ZM3 80V81H2ZM10 80L12 81V82H10ZM14 80V81H13ZM41 80V81H40ZM202 80H203V82H202ZM211 80V81H210ZM7 81V82H6ZM58 81V82H57ZM214 81H217L216 83H214L213 84V82ZM6 82V83H5ZM9 82V84L10 85H12V86H10L9 84H7ZM25 82V83H24ZM188 82H190V81H188ZM210 82V83H209ZM5 83V85H1V84H4ZM14 83H15V85H14ZM18 83H21V84H25L26 86H27V88L25 89V87H24V85H23V87H24V89L22 88V90L23 91H21V86H19V85H17ZM34 83V84H33ZM37 83V84H36ZM55 83V84H54ZM66 83H68V84H66ZM208 83V84H207ZM39 84V85H38ZM50 84V85H49ZM52 84H53V86H52ZM193 84L195 85V86H193ZM259 84H261V86L259 85V87H257L256 89H258L259 90V92H258V90H256V89H252V90H248V91H245V90H243V89H240L241 87L240 86H236L237 88H235V92H237V89H238V94H236V97L238 98V101L240 102V100H241V102L243 103V104H247V105H251V107L253 108V113L255 114V113H260V114H262V115H264V110H263V107H264V103H263V101L262 100H264L262 97H264V86H262L263 85V83H259ZM196 85H198V86H196ZM201 85H203V86H201ZM209 85V86H208ZM210 85H212L211 87H210ZM213 85H218V86H220V88L217 86V87H213ZM3 86V87H2ZM15 88H14V87ZM29 86V87H28ZM207 86V87H206ZM6 87V88H5ZM10 87H12V89L10 88ZM20 87V88H19ZM31 87H33V88H31ZM46 87V88H45ZM187 87V88H186ZM202 87H206V88H208L207 90H206V88H205V90L202 88ZM262 87V88H261ZM10 88V89H9ZM54 88V89H53ZM67 88V89H66ZM185 88H186V90H185ZM199 88V89H198ZM211 88H217L218 90H213V89H211ZM3 89V90H2ZM8 89V90H7ZM30 89V90H29ZM33 89V90H32ZM189 89L191 90V93H190V91H189ZM192 89H194V90H192ZM210 89V90H209ZM47 90V91H46ZM163 90V89H162ZM253 90H254V92H253ZM256 90V91H255ZM4 91V92H3ZM20 91H21V93H20ZM78 91V92H77ZM105 91V92H104ZM157 91V90H156ZM161 90H159V92H160ZM250 91V92H249ZM17 92V93H16ZM28 93L29 94V92H30V94L29 95H31V96H33V97H36L37 96V98H34L35 100L37 99V101L39 102V103H37L38 105H40V107H35V105H37V104H34V105H32V104H30V105H25V106H27V107H25L26 109H24L23 108V106H24V104L25 103H27V102H25L23 99H24V97L22 98V96H23V94H24V96L26 97V94L25 93ZM32 92V93H31ZM158 92V91H157ZM186 92L188 93V95L186 94ZM206 92V93H205ZM211 92V93H210ZM217 92H219V93H217ZM247 92V93H246ZM41 93H42V95H41ZM45 93V94H44ZM48 93V94H47ZM71 93V94H70ZM77 93V94H76ZM99 93H101V94H99ZM215 93V94H214ZM245 95H243V94ZM16 94H18L19 96H16ZM20 94H21V96H20ZM33 94V95H32ZM44 94V95H43ZM104 94V95H103ZM108 94V95H107ZM143 94H147L146 95V97H145V95H143ZM155 94H156V92H155ZM154 94V95H155ZM253 94H256L255 96L253 95ZM263 94V95H262ZM9 95V96H8ZM15 95V96H14ZM101 95V96H100ZM121 95V96H120ZM123 95V96H122ZM139 95V96H138ZM212 95H214V96H212ZM240 95V96H239ZM249 97H248V96ZM40 96H43V97H41L40 98ZM210 96V98H208ZM243 96V97H242ZM246 96L248 97V98H246ZM251 96V97H250ZM7 97H9V98H7ZM10 97L12 98L11 99V101H10ZM16 97V98H15ZM39 97V98H38ZM46 97H48V98H46ZM145 99H144V98ZM212 97V98H211ZM246 99H245V98ZM256 97H257V99H256ZM15 98V99H14ZM18 98V99H17ZM22 100H21V99ZM45 98H46V100H45ZM49 98H50V101H49ZM112 98V99H111ZM197 98V99H196ZM244 98V99H243ZM251 98H253L252 99V101H251ZM262 98V99H261ZM9 100V101H7V100ZM14 99V102H12V100ZM48 99V100H47ZM64 99V100H63ZM126 99V100H125ZM148 99V100H147ZM18 100H20V101H18ZM43 100H45L44 102H42ZM53 100V101H52ZM59 100V101H58ZM92 100V101H91ZM248 100V101H247ZM262 101V102H259V101ZM17 101V102H16ZM22 101H24V102H22ZM48 101V103H49V106H48V103H46ZM57 103H56V102ZM63 101V103H61ZM90 101V102H89ZM102 101V102H101ZM150 101V102H149ZM152 101V102H151ZM244 101V102H243ZM253 101H255V103L257 102V103H260V104H255ZM8 102H12L11 104L12 105H10V103H8ZM19 102H20V104L22 105L23 104V106H20V104H19ZM52 102V103H51ZM112 102V103H111ZM150 104H149V103ZM240 102V103H241ZM246 102V103H245ZM251 102V103H250ZM6 103H8V105L6 104ZM14 103H16V104H14ZM44 103V105L45 106H47V107H43V105H41V104H43ZM65 103V104H64ZM154 103V104H153ZM250 103V104H249ZM252 103H254L253 104V106H252ZM263 103V104H262ZM17 104H18V107L20 108V107H22V108H20V109H23L22 111L20 110V109H18L17 108ZM50 104H51V106L52 107H50ZM54 104V105H53ZM55 104H58V105H55ZM62 104V105H61ZM107 104V105H106ZM109 104V105H108ZM115 104V105H114ZM121 104V105H120ZM152 104V105H151ZM67 105V106H66ZM69 105V106H68ZM143 105V106H142ZM257 105H261V106H263V107H261V106H257ZM31 106V108H29V107ZM32 106H34V107H32ZM57 106V107H56ZM60 106V107H59ZM66 107V109H63L62 107ZM93 106V107H92ZM103 106H108L109 108H106V107H103ZM115 106V107H114ZM152 106H154V107H152ZM2 107V108H1ZM14 107H16V108H14ZM50 107V108H49ZM54 107H56L57 109H55ZM75 107V108H74ZM138 107V108H137ZM147 107V108H146ZM152 108V109H150V108ZM156 107H157V109H156ZM39 108V109H38ZM41 108V109H40ZM51 108H54V111H53V109H51ZM60 108H62V109H60ZM80 108V109H79ZM102 108V109H101ZM105 108V109H104ZM136 108V109H135ZM155 108V109H154ZM158 108H159V110H158ZM8 109V110H7ZM31 109V112H33V115H34V117H33V115L31 114V112L29 111ZM42 109H44V110H46V112H48L47 113V115H46V117L49 115V117H48V121L46 122V120H43V118L45 117L44 115L46 114L45 112H43V110ZM48 109V110H47ZM97 109V110H96ZM107 109H109L107 112L108 113H106V115L108 114V115H110V116H106L105 115V112L104 111H106ZM116 109V110H115ZM146 109H147V111H146ZM154 109V110H153ZM20 110V111H19ZM29 111V113L27 112V111ZM33 110V111H32ZM35 110H37V112H40V114L38 113L37 115H36V111ZM39 110V111H38ZM69 110V111H68ZM74 110V111H73ZM99 110L101 111L102 110V112L104 113H102V112H99ZM104 110V111H103ZM110 110H111V113H110ZM164 113V114H162V112ZM263 110V111H262ZM50 111V112H49ZM52 111H53V113H52ZM146 111V112H145ZM156 111H158V112H156ZM256 111V112H255ZM24 112H26L28 115H26V116H24V114H26V113H24ZM36 112V113H35ZM56 112V111H55ZM65 112V113H66ZM71 112V113H72ZM113 112V113H112ZM114 112H116V113H114ZM138 112V113H137ZM143 112V113H142ZM148 112V113H147ZM150 112V113H149ZM2 113V114H1ZM15 113V114H14ZM20 113H22V114H20ZM44 114L42 117H41V119L39 118L40 117V115L41 114ZM110 113V114H109ZM120 113V114H119ZM140 113H142V114H140ZM146 115H145V114ZM158 113V114H157ZM161 113V114H160ZM76 114H77V112H76ZM81 114H80V116H81ZM104 116H103V115ZM114 116H113V115ZM129 114H131V116H134V117H131V116H129ZM140 114V115H139ZM8 115V116H7ZM10 115V116H9ZM97 115V116H96ZM101 115V116H100ZM121 115V116H120ZM124 115H125V118H124ZM149 115H152V117L150 116L149 117ZM255 115H257V114H255ZM12 116V117H11ZM21 116V117H20ZM28 116V118L31 116V117H33V119L32 118H30V119H28V118H26ZM39 118V120H37V117ZM79 116V117H80ZM82 116L80 117V118H82ZM139 116V117H138ZM161 116V117H160ZM9 117H11L10 119H13L14 117H16L17 119L19 118L20 120L18 121L16 118H14V120H10L9 119ZM26 118V119H28V121H26V119H24V118ZM90 117H91V119L93 120L94 119V121L92 122V120H90ZM95 117V118H94ZM101 117V118H100ZM114 117V118H113ZM119 117V118H118ZM123 117V118H122ZM129 119H128V118ZM156 117V118H155ZM159 117V118H158ZM260 117V116H259ZM262 117H264V116H262ZM2 118H6L5 120H7L8 122V124H4L6 121L5 120H1ZM51 119L53 118V115L50 117ZM113 118V119H112ZM126 118H127V120H126ZM138 118H139V120H138ZM142 118H146L147 120H145V119H142ZM9 119V120H8ZM34 120V121H31L30 122V120ZM46 119V118H45ZM114 119H116V120H114ZM134 121H133V120ZM138 121H137V120ZM151 119H154V120H151ZM159 119V120H158ZM163 119V120H162ZM16 120L18 121V122H16ZM26 121L27 123H25L24 121ZM89 120L91 121V123L89 122ZM130 120H131V122H130ZM2 121V122H1ZM5 121V122H4ZM12 121H15V124H14V122H13V124H12ZM22 121V122H21ZM37 121V122H36ZM104 121H105V123H104ZM107 121V122H106ZM135 121H136V123H135ZM140 121V122H139ZM146 121V123H144ZM154 121V122H153ZM159 121V122H158ZM20 122L23 124V126H22V124H20ZM35 122V123H34ZM127 122L129 123L130 122V124H128L127 125ZM139 122V123H138ZM149 124H148V123ZM164 122V123H163ZM131 123L133 124V123H135V124H133V125H137V127L136 126H133V125H131ZM152 123V124H151ZM18 124V125H17ZM20 124V125H19ZM26 124V125H25ZM32 124V125H31ZM33 124H34V126H33ZM41 124V125H40ZM92 124V125H91ZM101 124V126H99ZM116 124V125H115ZM125 124V125H124ZM143 124H145V125H143ZM152 126H151V125ZM10 125H17L18 126V128H15V127H17V126H13L12 128H15V129H12L11 128V126ZM95 125H94V127H95ZM114 125V126H113ZM142 125V127H145L144 128V131L146 130V132H144V131H142L141 129H139V128H141L140 126ZM163 125V126H162ZM5 126V127H4ZM9 126V128H7ZM21 126V127H20ZM37 126V127H38ZM103 126H106V127H103ZM109 126H111L112 127V129H109ZM118 126V127H117ZM125 126V127H124ZM128 126V127H127ZM146 126L148 127V129H150L149 131H150V133L151 134H148L149 133V131L147 132V128H146ZM156 126V127H155ZM25 127H27V128H25ZM36 127V128H37ZM98 127H100V128H98ZM106 130V131H104V132H102L103 130V128ZM132 127H133V129H132ZM134 127H136V128H134ZM154 127V128H153ZM5 128H7V129H5ZM23 128H25V129H23ZM91 128V127H90ZM92 128H93V126H92ZM106 128H108V129H106ZM138 128V129H137ZM152 128V129H151ZM156 128H158V129H156ZM160 128V129H159ZM166 128V129H165ZM187 128V129H186ZM193 128V129H192ZM12 129V130H11ZM21 129H19V130H21ZM100 129H101V132H100ZM120 131H119V130ZM126 129V130H125ZM130 129V130H129ZM134 129H137V131L136 130H134ZM153 129H155V130H153ZM16 130V131H17ZM19 130L17 131V132H19ZM142 131V133L144 132V133H147L148 135V137L150 138V139H148V137L146 136V134H145V136H144V138H143V134H141V131ZM151 130H153V131H151ZM165 130V131H164ZM189 130V131H188ZM12 131V132H11ZM131 132V134L129 133V132ZM133 131H135V132H133ZM157 131H160L162 134H160V132L157 134L156 132ZM164 133H163V132ZM182 131V132H183ZM154 132V134H156L157 136L159 135V137H163V140H162V138H157V136H155L154 138V140H153V138H151V137H153L154 136V134L152 135V133ZM196 132V133H195ZM8 133V132H7ZM10 133H8V134H10ZM93 133H95L94 131H93ZM134 133V134H133ZM138 133H140V134H138ZM183 134V135H181V134ZM14 134H17L16 132L14 133ZM130 134V135H129ZM167 136H169L168 137V140H164V138L166 137L165 135ZM199 134H200V136H199ZM6 135V134H5ZM136 135V136H135ZM137 135L139 136V137H137ZM150 135H152L151 137H150ZM160 135H162V136H160ZM10 135H6L5 137H11ZM13 137V136H12ZM109 137V136H108ZM175 137V138H174ZM183 137V138H182ZM185 137V138H184ZM188 137H189V139H188ZM192 137L193 138H195L194 140L192 139ZM205 137V138H206ZM212 137H213V139H212ZM142 138H143V141H142ZM179 138V139H178ZM210 138V139H209ZM144 139H145V141H144ZM159 139V141H157ZM167 139V138H166ZM182 139H184L185 141H183ZM192 139V140H191ZM147 140H149V141H147ZM152 140V141H151ZM189 140V141H188ZM201 140V141H200ZM194 141V142H193ZM213 141H214V143H213ZM216 141V142H215ZM152 142V143H151ZM163 142V143H164ZM178 142H181V143H178ZM201 142V143H200ZM188 143V144H187ZM194 143V144H193ZM216 143H217V145H216ZM196 145V146H195ZM209 145H210V147H209ZM197 146L198 147H200V148H203L202 149V151H201V149L199 148V150H197ZM205 146V147H204ZM212 146H217V147H214V148H211ZM226 147H227V145H225ZM208 147V148H207ZM194 148H196V150L197 151H195V149ZM204 148H207L208 150H210V151H207V149H204ZM210 148V149H209ZM216 148V149H215ZM261 148H263V147H261ZM213 149V150H212ZM231 149V151H233L234 149L233 148H230ZM230 149H228V151L226 150V151H224L223 150V152H225L224 154H226V155H229L228 154V152H229V150ZM189 150H190V152H189ZM259 150V149H258ZM257 150V151H258ZM260 150H262V152H264L263 150L264 149H260ZM259 150V151H260ZM186 151L188 152V153H191V149H186ZM195 151V152H194ZM200 151H201V153H200ZM231 151L229 152V153H231ZM227 152V153H226ZM261 152V151H260ZM191 153V154H192ZM201 155V156H202ZM187 162V161H186ZM190 164V163H189ZM185 165H187V164H185ZM29 167H31L30 169H32V171L30 172V173H32L33 171L35 172L36 171V167H33V166H29ZM21 168H23V167H21ZM20 168V166L19 167H17L16 169H21ZM34 168H35V170H34ZM4 169V168H3ZM1 170L0 171V179L1 178H4V177H8L9 178V180L8 179H6V178H4V180L3 179H1L0 180V185H1V187H0V191L2 190L3 192H1L0 194H2V195H0V203L3 205H1L0 204V208H1V206L2 207H6V208H8V207H11L10 205L11 204H13V206L12 207H14V205L16 206V207H20V205L21 206H24L23 208H25L26 207V205H27V203H28V205H27V207L30 205V206H32L31 208H33V206H34V209H37L38 211H42V212H44V213H46V214H49L50 212V214H59L60 212L62 213V212H65V209H66V211H72L73 209V211H76L77 210V208H78V210H80V209H82L83 210V212L84 213H92L93 211L92 210H95V211H97L98 210V208H99V212H101L102 210H104L103 212L104 213H111V211H112V209H110V208H108V210H106L107 209V207H105V205L103 206L99 201H96V199H94V198H86V199H84L83 197H81V199H83V200H81L80 198H77L76 200L78 201V203H76L77 201L75 200V199H73V197L72 198H64V197H56L53 193H51L52 195V197L54 198H52L51 196H49V192H43V194H42V196H41V193H40V191H39V188L38 187H35V189L34 190H36L37 188V190L36 191H38L37 193H39V195L36 193V192H33V193H30V194H32L31 196L33 197V199H32V197H29L30 196V194H23V195H25L26 197H24L21 193H17V194H19V195H17V194H15L17 197V199L16 198H7V200H6V197H5V192H6V190L7 191H10L11 193H15V192H17V191H19L18 189H17V186H18V188H21V186L22 185H26L27 183H35V181H37V182H39V181H41V178H39V179H36V177H39V174H40V172L38 171V169H37V173L38 174H36V172L34 173V174H30L28 171L30 170V169H28V167L25 169V167H24V169H25V172H26V170H27V174L29 173L32 177H30V175H27V176H25L24 174H25V172H24V169H21V170H17L19 173H17L16 174V169H15V172L13 171H9L10 172V174L13 176H10V174L9 173H7V172H5V171H7L6 170V168H5V170ZM186 170V168H183L182 169V171H184L185 172V170ZM20 171H23L22 173H21V175H20ZM3 172H5V173H3ZM12 172V173H11ZM6 173H7V175H6ZM15 173V174H14ZM24 173V174H23ZM42 173V172H41ZM5 175L4 177H2L3 175ZM19 174V175H18ZM24 176H23V175ZM19 177H21V178H19L18 179V176ZM34 175H35V177H34ZM38 175V176H37ZM251 175V176H250ZM14 176H15V179H14ZM17 176V177H16ZM248 176V174L247 175H245L244 176V178L246 177V179L245 180H236V182H234V184L237 186V187H239V191H240V193H243V194H241V197H243V198H240V199H242V201H240V202H238L237 204H235L234 205V209L235 210H239V212H243V213H246V214H242V215H244V216H252V215H256L257 216V214H259L258 216L259 217H261V215L263 216L264 215V190H258V189H256V188H253V187H251V185H249L250 183H252V184H254V178L256 177L254 174H253V176H255L254 178H252L253 176H252V174H249V178L247 177ZM10 177H12V178H10ZM24 177H26L25 179V181L23 180L24 179ZM192 178H194V176H191ZM27 178H28V180H27ZM34 178V179H33ZM251 178V179H250ZM11 179V180H10ZM12 179H13V181H12ZM20 179H22L21 181H20ZM33 180V181H32ZM4 181V182H3ZM27 181V182H26ZM235 181V180H234ZM251 181V182H250ZM253 181V182H252ZM3 182V183H2ZM246 182H248V183H246ZM9 183V184H8ZM11 183V184H10ZM16 183V184H15ZM237 183V184H236ZM241 183V184H240ZM2 184H3V186H2ZM242 184H243V186H242ZM5 185H7L6 187H5ZM16 187H15V186ZM21 185V186H20ZM35 186H37V185H35ZM4 187V188H3ZM8 187V188H7ZM12 188V191H11V189H9V188ZM14 187V188H13ZM249 187V188H248ZM254 189V191L251 189ZM190 188H191V192L196 196V199L195 200H193V202L195 201V203H197V206H198V208H199V210H198V215H186V214H184L183 215V219H184V217H187L188 219L187 220H190L191 222L193 221V223H196V224H210V222H211V224L212 223H214V222H216L215 220L217 219L216 218V216L214 215V211H215V205L213 204V203H209V202H206V199H205V197H203V198H201L200 199V195H201V192H199L200 190H198V189H194V186L193 185H191L190 186ZM4 189H5V191H4ZM242 190H243V192H242ZM251 190V191H250ZM258 190V191H257ZM197 191V192H196ZM246 191V192H245ZM261 191V192H260ZM249 192V193H248ZM255 192H256V195H255ZM26 193V192H25ZM48 193V194H47ZM252 193V194H251ZM35 194H37V196H39V197H35L36 195ZM45 194H46V196H45ZM200 194V195H199ZM257 194H259L258 196H257ZM262 194V195H261ZM29 195V196H28ZM19 196V197H18ZM20 196H22L21 198H20ZM43 196H45L46 197V199H43V198H45V197H43ZM47 196H49V197H47ZM204 196V195H203ZM254 196V197H253ZM257 196V198L255 199V197ZM3 197V198H2ZM5 197V198H4ZM25 198V199H23L22 200V198ZM27 197H29L28 199H27ZM43 197V198H42ZM55 197L56 198H58V201L55 199ZM245 197V198H244ZM259 197H260V199H259ZM19 198L21 199V200H19ZM35 198L36 199H38L39 198V200H45V201H47V200H49V203H48V201L47 202H43L42 201V203H41V201H39V200H37V202H33V201H30V202H28L29 200H34V201H36L35 200ZM42 198V199H41ZM61 198H63V200L61 199ZM253 198V199H252ZM5 199V200H4ZM13 201H12V200ZM16 199V200H15ZM27 199V200H26ZM53 199V200H52ZM244 199V200H243ZM252 199V200H251ZM2 200V201H1ZM18 200V201H17ZM26 200V201H25ZM60 200H61V202H60ZM67 200V201H66ZM81 200V201H80ZM92 201V203L90 202V203H88L89 201ZM94 200V201H93ZM258 200V201H257ZM4 201H6V202H4ZM8 201V202H7ZM17 201V202H16ZM21 201H23V203L21 202ZM54 201H57V202H54ZM73 201V202H72ZM82 202V203H80V202ZM83 201H85V202H83ZM88 201V202H87ZM254 201H256V204L254 203ZM261 201V202H260ZM11 202V203H10ZM16 202V203H15ZM51 202H52V204H51ZM54 202V203H53ZM64 202H68L69 204L67 205L66 203H64ZM71 202V203H70ZM95 202V203H94ZM260 202V203H259ZM4 203V204H3ZM32 203H34V204H32ZM35 203H37V205L35 204ZM204 203V204H203ZM254 203V204H253ZM8 204V205H7ZM18 204H20V205H18ZM47 204H49L48 205V207L46 206ZM57 206H56V205ZM62 204V205H61ZM66 204V205H65ZM71 204V205H70ZM81 204V206H79V205ZM85 204V205H84ZM89 206H88V205ZM98 204V206H96V205ZM202 204V205H201ZM208 206H207V205ZM239 204V205H238ZM243 204V205H242ZM65 205V206H64ZM93 205H95V206H93ZM100 205V206H99ZM249 205V206H248ZM250 205H252V207L250 206ZM256 205V207H255V209L253 208L254 206ZM30 206H29V208H30ZM37 206V207H36ZM43 206V207H42ZM45 206H46V208H45ZM85 206H87V208L85 207ZM91 206H92V208H91ZM103 206V207H102ZM201 206V207H200ZM211 206V207H210ZM213 206V207H212ZM237 206H238V209H237ZM26 207V208H27ZM49 207H51L50 208V210L51 211H49ZM53 207V208H52ZM56 207H57V209H58V211H57V209H56ZM59 207V208H58ZM62 207H64L63 209H62ZM73 207V208H72ZM240 207V208H239ZM20 208H22V207H20ZM41 208V209H40ZM72 209V210H70V209ZM75 208H76V210H75ZM95 208V209H94ZM103 208V209H102ZM204 208V209H203ZM209 208V209H208ZM244 208V209H243ZM44 209V210H43ZM56 209V210H55ZM97 209V210H96ZM100 209H101V211H100ZM212 209V210H211ZM246 209V210H245ZM45 210H46V212H45ZM61 210V211H60ZM77 210V211H78ZM211 210V211H210ZM241 210H243V211H241ZM263 210V211H262ZM48 211V212H47ZM54 211H55V213H54ZM94 211V212H95ZM97 211V212H98ZM203 211V212H202ZM213 211V212H212ZM257 211V212H256ZM53 212V213H52ZM98 212V213H99ZM258 212H260V213H258ZM262 213V214H261ZM211 214V215H210ZM251 214V215H250ZM186 215V216H185ZM207 216H208V218H207ZM211 216H213V217H211ZM244 216H242V217H244ZM192 217L193 218H195V219H192ZM201 217V218H200ZM264 217V216H263ZM190 218V219H189ZM198 218V219H197ZM204 218H206L205 220H204ZM199 219H202L201 220V222H199L200 220ZM208 219V220H207ZM210 219H211V221H210ZM215 219V220H214ZM241 219H243V220H246V219H248L249 221H251V219L250 218H241ZM44 220H48L47 219V217L46 218H44ZM212 220H214L213 222H212ZM208 221H209V223H208ZM151 223V224H150ZM150 223H146V224H144V225H146V226H144V225H140L138 228L136 227L137 225L135 224V227H130L131 229L129 230V232L128 231H126L125 233H123V232H118L117 230H116V234L115 235H107L106 237H105V241L104 242H108L109 240H111V241H109V242H114V244L116 243V241H117V244L118 245H115L114 247H112V248H114V249H109V248H104V250H103V248H98V249H96L95 251H92L91 252V250H90V252L87 250V248L86 247H84L85 248V250L84 249H82L83 247L81 246V249H80V247L77 249V252H78V255H81V256H83V254H85L84 255V257H80V256H78L79 258V261L78 262H82L81 264H116V263H118V264H264V235H261L262 236V238H261V236H259V234L257 235L256 233H253V234H255V236H257L256 238H255V236L254 235H252L251 237H250V235H247L246 236V243H248L249 244V246H259L260 248H262L261 250H260V248L259 249H255V248H252V247H247V251H245V254L243 255H240V254H237V253H235V251H233V250H230L231 249V247H230V249H229V247H227V248H225V250H224V248H222V249H219V250H214V249H209V251L207 250V249H205V248H198V247H196V246H194V244H195V241L196 242H208V241H212V240H214L215 238H213V236L211 235V233L210 232H206V233H204L203 235H205V237L204 236H201L200 237V235H196V234H192L191 233V231L189 230L188 232H190V233H188V232H186L187 230L186 229H184V228H182L183 230H180V229H177V227H173V226H171V228H168L167 226H165V228H164V230L166 231V234L167 235H169V234H171V232H172V234H171V236H169V237H171V238H175L176 236H177V239L179 238L180 240H182L183 242H186L185 244L188 246H184V243H181V245L182 246H180V245H167V248H163V247H159V245H161L162 244V241L161 240H159V236L157 235V232H156V234H154V233H152V230H156V231H158L159 229H160V227H161V229H163V225L161 224V223H157V222H154V223H156V224H154L153 222H150ZM120 224L121 225H123V223H121L120 222ZM150 224V225H149ZM154 224V225H153ZM210 224V225H211ZM151 225H153V227L151 226ZM161 225V226H160ZM124 226V225H123ZM154 226H156L157 227V229H156V227L154 228ZM176 226V225H175ZM144 227H145V231H146V233L144 232ZM134 228V229H133ZM135 228H137V229H139V230H135ZM141 228V229H140ZM166 228H167V230H166ZM207 228H209V227H207ZM206 228V230H208ZM133 229V230H132ZM169 229V230H168ZM120 231H122V230H120ZM123 231H125V230H123ZM136 231H138V232H136ZM149 232V234H148V232ZM142 232V233H141ZM182 232L185 234L186 233V235L187 234H189V235H184V234H182ZM120 233V234H119ZM127 234V235H126ZM131 234V235H130ZM177 234V235H176ZM208 234V235H207ZM210 234V235H209ZM80 235V234H79ZM140 235V236H139ZM142 235V236H141ZM232 235H235V234H233L232 233ZM81 236V235H80ZM110 238H109V237ZM114 236H116V237H114ZM122 236V237H121ZM133 236V237H132ZM156 238H155V237ZM181 236H182V239H181ZM193 236V237H192ZM206 236H208V237H206ZM210 236H212L211 238H209ZM82 238H86V239H89V238H91V240L92 239H94L93 241L95 242V241H98L96 238H94V237H90V236H87V235H82L81 236ZM117 237H120V238H118V239H116ZM125 237V238H124ZM129 237H131V239L129 238ZM145 237V238H144ZM184 237V238H183ZM259 237V238H258ZM46 238V240H49L50 238H48V237H45ZM106 238H107V240L108 241H106ZM114 238V239H113ZM148 238V239H147ZM151 238V239H150ZM231 238V239H230ZM249 238L251 239V240H249ZM255 238V240H253ZM113 239V240H112ZM116 239V240H115ZM128 239H129V241L131 242V244H132V247H130L131 246V244L129 245V247L130 248H132V249H130V248H122L121 249V244H124V242H126V243H128ZM145 239V240H144ZM158 239V240H157ZM184 239H190L189 240V242L188 241H184ZM212 239V240H211ZM234 238L233 237H227V238H223L222 240H224V241H233V242H235L236 241V239L235 240H233ZM90 240V239H89ZM121 240V241H120ZM126 240V241H125ZM133 242H132V241ZM148 240V241H147ZM153 240V241H152ZM157 240V241H156ZM258 240V241H257ZM259 240H260V242H259ZM49 241H52V238L49 240ZM123 241V242H122ZM138 241V242H137ZM142 241H143V243H142ZM159 241V242H158ZM259 242V243H256V245H254V242ZM39 242V245L40 244H42L41 242V240H39L38 241ZM142 243V244H141ZM150 243H152V244H150ZM134 244V245H133ZM141 244V245H140ZM148 246H147V245ZM192 244V245H191ZM251 244V245H250ZM106 245H108V243H106ZM152 245V246H151ZM154 245V246H153ZM136 246V247H135ZM139 246V247H138ZM182 247V250H181V248L180 247ZM184 246V247H183ZM123 247V246H122ZM149 247V248H148ZM152 247V248H151ZM158 247V248H157ZM177 247V248H176ZM187 247V249H184V248H186ZM133 248H134V250H133ZM137 248V249H136ZM151 248V249H150ZM163 248V249H162ZM169 248V249H168ZM170 248H171V250H170ZM180 248V249H179ZM252 248V249H251ZM160 251H159V250ZM165 249V251H162V250H164ZM168 249V250H167ZM176 249V250H175ZM191 249V250H190ZM193 249V250H192ZM199 249H201V252H200V250ZM234 249V248H233ZM254 249V250H253ZM52 249H50V250H47L48 252L50 251L51 253L53 252V253H55L56 252V250L54 251V250H52ZM112 250H115V251H112ZM126 252H125V251ZM151 250V251H150ZM156 250V251H155ZM170 250V251H169ZM198 250H199V253H198ZM205 252H204V251ZM252 251V254H251V251ZM62 251V250H61ZM81 253H80V252ZM84 251H85V253H84ZM117 251H119V253L117 252ZM154 251V252H153ZM159 251V252H158ZM169 251V252H168ZM173 251H175V252H173ZM182 251H184L183 253H182ZM186 251H187V253H186ZM197 251V252H196ZM206 251H207V253H206ZM232 251V252H231ZM83 252V253H82ZM94 252H96V254H94ZM99 252H101V253H99ZM102 252H103V254H102ZM120 252L122 253V254H120ZM130 252V253H129ZM139 252V253H138ZM142 252V253H141ZM153 252V253H152ZM164 252V254H162ZM166 252V253H165ZM178 252H181V253H178ZM194 252V253H193ZM209 252H211V253H209ZM214 252V253H213ZM219 254H218V253ZM223 252V253H222ZM234 252V253H233ZM259 253V254H256V253ZM98 253V254H97ZM123 253L125 254V255H123ZM133 253V254H132ZM151 253V254H150ZM158 253H160V254H158ZM167 253H168V255H167ZM215 253H216V255H215ZM227 253H230V254H228L227 255ZM263 253V254H262ZM99 254H100V256H99ZM116 254V255H115ZM126 254H127V256H128V254H129V256H128V259H126L127 258V256H126ZM140 254V255H139ZM155 254V255H154ZM162 254V255H161ZM170 254V255H169ZM174 254V255H173ZM182 254V255H181ZM232 254V255H231ZM97 258L96 259V261H94L95 260V257ZM123 255V256H122ZM134 255V256H133ZM145 255V256H144ZM153 255V256H152ZM158 255H159V257H158ZM177 255V256H176ZM209 255V256H208ZM227 255V256H226ZM231 255V256H230ZM237 255V256H236ZM102 256V257H101ZM112 256V257H111ZM118 257V259L120 258V257H122V258H120L119 260L117 259V257ZM126 256V257H125ZM156 256V257H155ZM160 256H161V258H160ZM203 256H205V258H203ZM219 256V258H217ZM241 256V257H240ZM244 256V257H243ZM246 256V257H245ZM249 256V257H248ZM90 257V258H89ZM105 257V258H104ZM108 257H110L109 259H111V260H108ZM124 257V258H123ZM132 257V258H131ZM136 257V258H135ZM138 257V258H137ZM140 257V258H139ZM141 257H142V259H141ZM146 257V258H145ZM149 257V258H148ZM162 257H163V259H162ZM178 257V258H177ZM181 257V258H180ZM200 257V258H199ZM237 257H240V259L239 258H237ZM153 258H154V261H153ZM159 258V259H158ZM203 258V259H202ZM231 258V259H230ZM235 258H237V259H235ZM246 258V259H245ZM250 258V259H249ZM251 258H253V259H251ZM257 258V259H256ZM83 259V260H82ZM91 259V260H90ZM114 259V260H113ZM137 259H138V261H137ZM160 259H161V261H160ZM173 259V260H172ZM184 259H186V260H184ZM233 259H235V260H233ZM243 259H245V260H243ZM259 259V261H257ZM86 260H87V262H86ZM98 260H101V261H98ZM103 260H104V262H103ZM117 260V261H116ZM126 260H127V262H126ZM143 260V261H142ZM146 260V261H145ZM167 260V261H166ZM194 260V261H193ZM199 260V261H198ZM215 260H217V261H215ZM242 260V261H241ZM247 260H248V262H247ZM83 261L85 262V263H83ZM92 261L94 262V263H92ZM106 261V262H105ZM140 261V262H139ZM163 261H165V262H163ZM177 261V262H176ZM181 261H183V262H181ZM191 261V262H190ZM227 261V262H226ZM234 261H235V263H234ZM241 261V262H240ZM257 261V262H256ZM114 262V263H113ZM146 262V263H145ZM148 262V263H147ZM152 262V263H151ZM157 262V263H156ZM163 262V263H162ZM171 262V263H170Z\"/></svg>",
	"mask_w": 264,
	"mask_h": 264
}]
</instances>
